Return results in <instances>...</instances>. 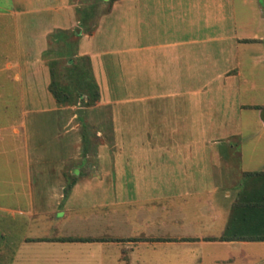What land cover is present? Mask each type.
I'll return each instance as SVG.
<instances>
[{"label": "crops", "instance_id": "0c3cea01", "mask_svg": "<svg viewBox=\"0 0 264 264\" xmlns=\"http://www.w3.org/2000/svg\"><path fill=\"white\" fill-rule=\"evenodd\" d=\"M76 4L0 0V264H264V240L221 238L264 195V0H112L79 37L107 126L91 161L43 57ZM244 121L246 163L219 145Z\"/></svg>", "mask_w": 264, "mask_h": 264}, {"label": "trees", "instance_id": "16d2710c", "mask_svg": "<svg viewBox=\"0 0 264 264\" xmlns=\"http://www.w3.org/2000/svg\"><path fill=\"white\" fill-rule=\"evenodd\" d=\"M94 3L92 1L76 6V14L81 23L77 26L78 28H82L81 26L85 25L89 26L88 30L92 29L93 25L90 22V16L95 7ZM79 37L80 31H77L76 28L72 30L64 28L53 29L47 36L48 45L50 44V46H47L45 51H43V57L49 70L48 90L56 102L63 105H80L86 107L97 103L100 99V90L93 73L90 56L79 52ZM75 113L77 119L82 122L83 129L86 131L88 123L78 110H75ZM85 131L82 132L83 139L85 138ZM64 176L69 182L67 186H70L76 178V175L71 173H64ZM252 213H258L259 216H264V195L262 200L254 202L245 200L237 203L235 211L229 219L221 238L264 240V233L236 235L229 232L234 226H246L250 221ZM57 239L95 240L101 238L61 236L57 237Z\"/></svg>", "mask_w": 264, "mask_h": 264}, {"label": "rangeland", "instance_id": "374dc122", "mask_svg": "<svg viewBox=\"0 0 264 264\" xmlns=\"http://www.w3.org/2000/svg\"><path fill=\"white\" fill-rule=\"evenodd\" d=\"M71 2H75L77 3L75 5L76 6H80L83 4H87L89 2H95V7L92 10V14L90 16V22L92 23L93 20H95V18H97L101 13L105 12L108 10L109 8V4H110V0H106V1H102V0H70ZM84 2V3H83ZM79 24H81L79 22ZM82 28L80 30H88L89 26H85L82 25ZM69 30H72V28H69ZM50 46V44L48 45ZM53 46V45H52ZM51 46V47H52ZM78 109L81 108V112L80 114L83 115L85 121L88 123V126L86 128V131L83 129V124L82 122H80L77 117H76V113L73 116V119L71 120L70 124H68L66 126L69 127L70 125H75L74 130H76V132H83L85 131V138L82 139V143L81 144V149L82 147L85 148V151L89 152V156L87 158V161H91L93 158V154H95V151L97 149V147L99 145H101V143L105 140L104 138H100V137H94L93 136V132L96 131L97 129L99 130H106L107 126L103 123L100 122L98 116H99V112L94 111L92 109H90L88 106H77ZM252 111L251 110H245L243 112L244 118L243 119H248L246 118V116L251 115ZM243 129H242V137H240V139H238L237 141L231 140L230 138H226V137H221L219 139V142L221 146H225L227 144H233V145H238V146H242L245 149V163L248 162V160L250 159V148H251V140H252V136H251V122H247L244 121L243 122ZM123 128V127H121ZM95 135V134H94ZM83 145V146H82Z\"/></svg>", "mask_w": 264, "mask_h": 264}, {"label": "water", "instance_id": "95a60500", "mask_svg": "<svg viewBox=\"0 0 264 264\" xmlns=\"http://www.w3.org/2000/svg\"><path fill=\"white\" fill-rule=\"evenodd\" d=\"M77 31H80V28H76ZM79 112H81V108L78 109Z\"/></svg>", "mask_w": 264, "mask_h": 264}]
</instances>
